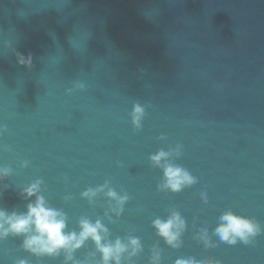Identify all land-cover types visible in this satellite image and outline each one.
<instances>
[{
  "label": "water",
  "instance_id": "obj_1",
  "mask_svg": "<svg viewBox=\"0 0 264 264\" xmlns=\"http://www.w3.org/2000/svg\"><path fill=\"white\" fill-rule=\"evenodd\" d=\"M177 148L169 161L196 182L173 192L150 157ZM5 169L0 211L26 213L36 197L23 190L40 181L65 233L87 219L106 242L139 239L121 264H152L154 251L159 264H264V231L249 244L216 233L227 212L264 229V0H0ZM109 188L128 197L119 215ZM173 212L185 222L177 248L153 227ZM24 239L0 238V264H65ZM67 264H101V253L89 238Z\"/></svg>",
  "mask_w": 264,
  "mask_h": 264
},
{
  "label": "clouds",
  "instance_id": "obj_2",
  "mask_svg": "<svg viewBox=\"0 0 264 264\" xmlns=\"http://www.w3.org/2000/svg\"><path fill=\"white\" fill-rule=\"evenodd\" d=\"M23 57L20 63H28ZM144 109L135 105L132 113V122L136 127L140 126ZM179 154V148L168 152L159 151L150 157L152 163L163 168L164 183L159 187L168 189L173 192L180 191L184 186H189L196 182L185 169L172 164L169 157ZM161 161H164L162 164ZM7 175V170H0V178ZM40 181L29 185L23 190V195L27 198L35 196L34 202L27 205V212L17 215H11L0 211V238L11 234L24 235L23 247L37 256H57L61 251L65 253V264L73 260V253L79 249L89 238L95 243L97 250L101 253V264H121V256L129 252V257L136 255L141 250L139 239L130 237L127 243L116 239L115 242H106L107 228L99 220L95 223L87 219L80 220L81 231L79 233H65L66 217L63 212L49 207L43 196L38 195ZM107 184L97 189H88L82 195L91 199L96 196L97 192L103 191ZM106 195L116 201V207L113 211L119 215L122 205L128 199L127 195L120 196L114 190L110 189ZM222 223L217 227L216 233L220 240L229 244H235L242 241L245 244L252 243L254 238L264 229L259 223L246 217L237 216L232 212H227L221 217ZM153 227L156 228L157 234L173 248L180 246L179 237L184 231L185 222L177 212L162 221L156 219L153 221ZM200 239L204 240L206 246H212L211 238L208 237L207 229L202 231ZM159 252L154 251L152 264H159ZM19 264H26L20 261ZM175 264H220L219 261H213L205 258L196 260L189 257L188 259H177Z\"/></svg>",
  "mask_w": 264,
  "mask_h": 264
}]
</instances>
